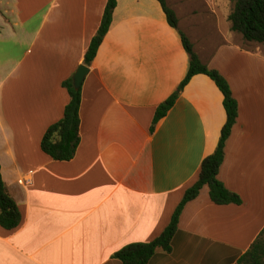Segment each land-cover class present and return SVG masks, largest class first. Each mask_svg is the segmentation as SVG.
Masks as SVG:
<instances>
[{
	"label": "crops",
	"instance_id": "1",
	"mask_svg": "<svg viewBox=\"0 0 264 264\" xmlns=\"http://www.w3.org/2000/svg\"><path fill=\"white\" fill-rule=\"evenodd\" d=\"M108 0H0V165L22 213L0 226V264H123L150 243L198 180L227 122L223 94L196 75L151 133L157 108L189 70L179 33L157 0H117L82 86L80 144L71 161L41 149L70 101L73 78ZM233 0H168L200 60L229 83L239 116L219 180L241 205L205 186L166 253L149 264H238L264 230V45L231 30Z\"/></svg>",
	"mask_w": 264,
	"mask_h": 264
},
{
	"label": "trees",
	"instance_id": "2",
	"mask_svg": "<svg viewBox=\"0 0 264 264\" xmlns=\"http://www.w3.org/2000/svg\"><path fill=\"white\" fill-rule=\"evenodd\" d=\"M157 1L161 4L168 24L180 35L184 49L189 56V70L176 92L157 108L151 133H154L158 122L167 116L180 93L196 75H206L211 78L223 94V106L227 114V122L221 132L215 152L203 161L198 180L186 191L172 216L170 224L154 241L130 244L117 252L114 258L123 264H149L159 249L170 253L183 210L189 202L199 197L205 186L209 187L211 201L218 206L241 205L243 203L241 197L228 190L218 178L225 160L227 142L239 116L238 102L233 96L228 81L217 70L209 69L202 63L191 41L180 30L179 18L169 6L168 0ZM116 7L117 0L107 1L99 29L92 38L85 54L84 65L87 67L92 65L110 30ZM229 21L231 30L240 34L246 42L264 45V0H233V9ZM62 87L67 90L70 101L65 108L63 118L48 128L41 142L42 151L52 160L59 162L71 161L77 152L80 144V107L82 102V88L75 89L73 78L64 81ZM22 220L21 210L9 194L3 181L0 165V226L7 231H13L19 228ZM238 264H264V230L250 249L241 256Z\"/></svg>",
	"mask_w": 264,
	"mask_h": 264
},
{
	"label": "water",
	"instance_id": "3",
	"mask_svg": "<svg viewBox=\"0 0 264 264\" xmlns=\"http://www.w3.org/2000/svg\"><path fill=\"white\" fill-rule=\"evenodd\" d=\"M89 73H90L89 67H87L86 65L79 66V68L77 69L73 77V83H74V87L76 90H79L82 88L83 83Z\"/></svg>",
	"mask_w": 264,
	"mask_h": 264
},
{
	"label": "rangeland",
	"instance_id": "4",
	"mask_svg": "<svg viewBox=\"0 0 264 264\" xmlns=\"http://www.w3.org/2000/svg\"><path fill=\"white\" fill-rule=\"evenodd\" d=\"M233 6V3L231 4V7ZM243 46H247L246 41L243 39Z\"/></svg>",
	"mask_w": 264,
	"mask_h": 264
}]
</instances>
